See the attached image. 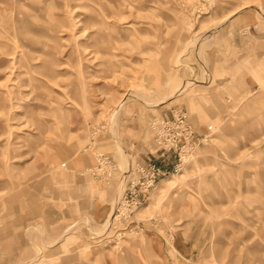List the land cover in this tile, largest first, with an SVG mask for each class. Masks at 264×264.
Instances as JSON below:
<instances>
[{"label":"rangeland","instance_id":"374dc122","mask_svg":"<svg viewBox=\"0 0 264 264\" xmlns=\"http://www.w3.org/2000/svg\"><path fill=\"white\" fill-rule=\"evenodd\" d=\"M0 264H264V0H0Z\"/></svg>","mask_w":264,"mask_h":264},{"label":"built area","instance_id":"2783aa9c","mask_svg":"<svg viewBox=\"0 0 264 264\" xmlns=\"http://www.w3.org/2000/svg\"><path fill=\"white\" fill-rule=\"evenodd\" d=\"M176 164V159L170 161L169 164H163L161 162H143L142 164H139L135 161L127 164L125 168L120 171L119 178L121 183H127L130 188L132 182H135V185L132 188L131 202L134 203L138 198L137 193L146 189L154 179L173 171L176 168Z\"/></svg>","mask_w":264,"mask_h":264}]
</instances>
